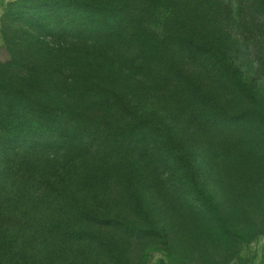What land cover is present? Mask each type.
<instances>
[{"label": "rangeland", "instance_id": "rangeland-1", "mask_svg": "<svg viewBox=\"0 0 264 264\" xmlns=\"http://www.w3.org/2000/svg\"><path fill=\"white\" fill-rule=\"evenodd\" d=\"M83 1L86 8H76L72 13L78 16L76 26L85 25L84 29L72 31L69 39H61L58 30L48 28L45 9L20 0H0V57L6 60L9 56L7 40L26 39L27 32L53 45L77 43L78 54L100 66L99 70L110 68L113 73L129 76L130 80L123 82L130 96L124 104L140 108L139 118L147 122L135 128L137 117L131 112L116 123L103 121L95 126L103 132L97 131L88 119L74 129L87 128L91 134L104 136L107 142L115 138L123 142L124 137L127 141L130 137L136 139L128 142L139 146L136 159L145 153L147 158L143 167L133 169V181L150 219L170 229L171 245L164 246L160 240L158 244L154 239H133L136 242L130 241L119 252V259L114 252L106 255L95 248V237L103 242L117 240L113 227H93L99 232L93 231L96 235L71 236L63 230L58 211L46 204L44 194L24 196L19 188L8 190L4 176H12L4 168L3 176L0 174V264H264V194L261 201H245L236 213L225 197L222 199L237 227L247 228L236 249L227 236H207L206 220L211 214L207 206L192 202L195 199L190 188L192 179L193 185L207 193L220 197L223 192L208 164L213 144L222 143V148L232 143V133L222 124L223 110L252 107L257 100L264 108V0H180L177 4L172 0L174 8L187 12L186 20H182L179 30L173 24L158 27L159 39H153L158 48L155 53L148 45L144 47V39H127L125 11L105 7L102 0ZM69 3L65 10L70 12L71 7L78 6L77 2ZM132 6L140 8L141 3L135 0ZM133 11L137 13L134 8ZM58 19H54L55 25ZM111 27L114 29L109 30ZM228 65L235 67L237 74L230 81L227 75L231 76L232 69ZM238 78L253 90L252 100L232 90V82ZM79 100L81 106L87 103ZM151 129L156 136L150 135ZM231 129L234 135L241 131L239 126ZM151 136L158 138L159 148ZM163 141L177 144L181 153L173 157L164 150ZM140 150L144 152L139 155ZM224 151L217 153L222 155ZM256 155L261 157L252 156L250 160L255 165L254 177L264 181V151ZM241 165L240 172L228 176H233L229 183L244 193L242 171L249 166ZM129 166L134 167L132 163ZM231 166L223 165L226 172H231ZM151 181L155 185H149ZM120 184L111 181L107 188L114 191ZM94 193L99 199L98 192ZM252 236L250 242L243 240Z\"/></svg>", "mask_w": 264, "mask_h": 264}, {"label": "trees", "instance_id": "trees-1", "mask_svg": "<svg viewBox=\"0 0 264 264\" xmlns=\"http://www.w3.org/2000/svg\"><path fill=\"white\" fill-rule=\"evenodd\" d=\"M20 1L45 9L47 14L44 16L47 15L49 19L48 28L53 32L58 30L61 39H69V33L84 29L85 25L76 26L78 16L72 13V10L84 7L83 0ZM71 1L77 2L78 6L71 7L70 12L65 9L71 5ZM107 1L102 0L105 7L127 13V39H144V47L148 45L154 53L158 49L153 42V39H159L158 27L173 24L179 30L183 27L182 20H186L187 12L174 8L172 0H139L141 9L132 6L135 0ZM60 16H64L62 20ZM56 18H59L58 25L54 24ZM113 29L111 27L109 30ZM25 37L7 40L5 49L9 56L6 60L0 57V174L3 176L4 168L10 171L12 178L4 176L8 190L14 192V188H19L24 196H31L35 192L44 194L46 204L58 211L63 230L71 236L96 235L93 231L99 232L94 229L101 230L105 225H110L116 230L117 240L103 242L96 236L94 246L106 255L116 253V259L120 257L119 252L122 253L130 245V241L154 239L158 244L160 240L169 247L172 236L168 231L170 229L166 225L162 228L158 221L150 219V213L143 205L139 189L133 181V169L143 167L147 158L145 153L143 158L136 159L138 155H135V151L139 146L129 144L135 138L130 137L127 141L124 137L123 142L115 138L107 142L104 136L91 134L87 128L74 129V126L88 119L97 131L103 132V129L95 126L103 124V121L105 124H110L107 121L116 123L115 120L121 121V117L131 112L137 117L134 118L135 128L147 122V119L139 118L140 108L131 106V103L133 109L130 110V106L124 104L130 98L128 89L123 86L125 80H130L129 76L126 73H113L110 68L107 71L99 70L100 66L78 54L77 43L53 45L52 41H41L27 32ZM213 57L216 56L213 54ZM223 60H226L225 57ZM228 67L232 69L231 76L227 75L230 81L232 75L237 74L235 67ZM232 83L235 86L232 90L236 94L251 100L255 96L242 79H235ZM107 84L110 87L107 88ZM81 98L87 100L84 106L79 103ZM223 111L220 115L222 124L232 133V143L222 148V143L213 144L208 158L209 168L217 183L222 185L221 199L193 185L192 179L190 188L195 199L192 202L201 203L203 208L207 206V212L211 214L206 220L207 236H227L231 246L236 244L237 249L247 228L245 230L241 225L237 227L234 215H227L222 199L225 197L235 213L245 201H261L264 181L254 177L255 165L250 160L252 156L261 157L256 154L264 151V108L257 100L252 107L246 105L236 111ZM155 126L154 123L152 127ZM238 126L242 132L234 135L231 128ZM124 128L122 126L121 129ZM152 132L151 129L150 135L156 136ZM152 136L157 149L160 146L156 143L158 138ZM165 149L173 157L182 151L171 141L167 144L164 142ZM218 151L224 152L220 155ZM143 152L140 150L139 155ZM130 163L134 165L133 168L129 166ZM226 163L232 165L231 172H226L223 167ZM239 163L249 166L242 171L245 176L244 193L237 190L236 184L229 183L233 176L229 177L228 174L240 172ZM148 167H144L145 170ZM111 181L113 184L121 183L117 190L107 188ZM149 185L155 184L151 181ZM3 191L6 192L5 186ZM95 191L99 199H96ZM253 236L243 240L250 242Z\"/></svg>", "mask_w": 264, "mask_h": 264}]
</instances>
